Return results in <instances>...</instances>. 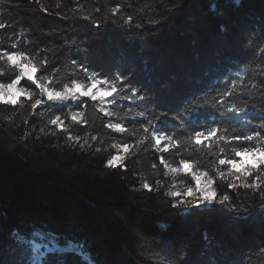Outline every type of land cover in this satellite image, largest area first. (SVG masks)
Segmentation results:
<instances>
[{
	"label": "trees",
	"instance_id": "16d2710c",
	"mask_svg": "<svg viewBox=\"0 0 264 264\" xmlns=\"http://www.w3.org/2000/svg\"><path fill=\"white\" fill-rule=\"evenodd\" d=\"M241 3L10 0L0 4V22L9 25L0 30V38L7 46L15 32L22 37L20 47L32 53L54 48L57 59L49 64V72L57 70L62 82L73 71L84 75L71 65L73 59L102 77L117 71L128 75L148 99L119 100L121 111L131 107L133 112L145 111L148 118L167 113L160 118L179 137L187 132L179 128L176 116L193 100L215 95L229 78H237V71L245 76L244 84L264 79V0ZM116 5L120 12L113 15ZM0 70L5 82L14 78L2 63ZM236 95L231 102L249 112L242 119H253L248 127L264 122L259 118L264 115L259 91ZM197 111L205 114V125L219 120L215 109ZM31 112L30 104L15 111L0 107V264H264V193L227 188L231 178L215 175L211 155L190 153L200 160L199 169L214 178L216 191L231 196L236 211L219 203L172 207L179 198L169 190L182 191L195 183L191 175H164L159 156L175 163L181 158L175 152L132 148V156L123 153L125 166L108 167L119 145L133 144L138 137L106 129L109 118L92 102L85 105L87 123L65 121L79 144L47 123L53 112ZM143 119L126 118L124 123L134 130ZM158 180L163 185L159 190ZM39 235L64 249L49 251L42 244L33 249L31 240L38 241ZM69 245L76 250L69 252Z\"/></svg>",
	"mask_w": 264,
	"mask_h": 264
},
{
	"label": "snow or ice",
	"instance_id": "6c2138e0",
	"mask_svg": "<svg viewBox=\"0 0 264 264\" xmlns=\"http://www.w3.org/2000/svg\"><path fill=\"white\" fill-rule=\"evenodd\" d=\"M9 2L10 0H0V4ZM229 2L237 7L243 6L241 0H229ZM59 6L58 4L57 7ZM216 7L217 5L213 3L211 10L215 11ZM119 12L120 5L111 9L113 15ZM132 19V16L127 17L129 23ZM8 27L7 23L0 22V30H7ZM96 27L99 28L100 24L96 23ZM21 38L14 32L8 37L11 43L7 46L4 39L0 38V63L14 74V78L5 82L4 71L0 70V107H11L15 111L17 107L23 108L30 104L32 110L30 115L44 116L48 112H53L47 123L56 126L61 132H66L68 141H75L79 144L80 138L73 137L68 132V125L65 121H70L72 125L87 123L85 105L92 102L96 111L109 118L104 124L106 129L138 137L133 144L119 145L127 157L133 155L130 151L132 148L139 150L141 146L154 148L159 153L175 152L177 156H181L175 163H170L164 155L159 156V164L166 170L164 175L171 174L173 177L181 174L191 175L192 180L195 181L194 187L188 186L182 191L169 190L170 196L179 198L172 204V207H199L219 203L236 211L231 196L227 192L219 194L213 187L214 178L209 175L208 171L199 169L201 162L192 159L190 154L192 151L199 152L201 155H211L214 158L212 168L215 170V175L226 181L231 178L226 185L227 188L234 191L245 189L256 194L264 193V122L248 127L253 125V119H242V117L249 116L246 107L231 102L232 99H238L237 93L245 90L249 94L256 90L264 96V79L259 83L249 81L248 84H244L245 76L237 71L235 73L237 78H229L224 88L216 90L215 95L198 101L193 100L188 108L176 116L179 120V128L187 132L186 135L178 137L176 132L168 131L166 120L160 118V116L167 117V113L148 118L145 111L133 112L131 107L121 111L122 106L119 105V100L135 103L148 99L146 95L139 94V89L132 86L128 75L117 71L112 76L102 77L97 72H89L84 64L73 59L71 65L80 69L84 75L81 76L73 71L62 82L57 79L59 75L57 70L49 72V64L57 59L54 48L38 49L32 53L20 47ZM42 53H44L43 56ZM49 55L52 56V61L49 60ZM44 73L49 74L44 75ZM22 84H26L27 87L21 86ZM21 97L24 99L21 100ZM38 107L43 108V111L37 112ZM198 108L215 109L219 120L212 121L211 125H205L201 119L205 114L197 111ZM53 110L60 112L61 115H56ZM137 117L144 118L143 122H140L139 127L134 130L129 129L124 120L126 118L135 120ZM253 118H255L254 114ZM259 118L264 121V115ZM157 121H159V126ZM233 124L236 126L233 127ZM40 131L44 132V128ZM91 139L95 141L97 137L92 136ZM80 147H84V144H80ZM182 152L189 153V155L184 156ZM125 159V155H112L107 160V166L123 167ZM152 167L155 168L156 165L153 164ZM202 178L203 185H201ZM156 184L157 190L163 187L159 180ZM143 187L148 191L153 190L147 183H144ZM172 187L175 188V180ZM52 250L49 249V251ZM75 250L72 246L68 249L69 252Z\"/></svg>",
	"mask_w": 264,
	"mask_h": 264
},
{
	"label": "rangeland",
	"instance_id": "374dc122",
	"mask_svg": "<svg viewBox=\"0 0 264 264\" xmlns=\"http://www.w3.org/2000/svg\"><path fill=\"white\" fill-rule=\"evenodd\" d=\"M115 155H123V149L119 147V152H117ZM201 185H203V178L201 179ZM194 186H195V183H194ZM200 206H204V205H200ZM38 237H39L38 241L37 240H34V241L32 240L34 249H37V247L39 245H41V244L44 245V248H46V249L50 248V246L48 245V242H49L48 241V239H49L48 237L43 236V235H39ZM70 246L71 245H69L68 247H70Z\"/></svg>",
	"mask_w": 264,
	"mask_h": 264
},
{
	"label": "water",
	"instance_id": "95a60500",
	"mask_svg": "<svg viewBox=\"0 0 264 264\" xmlns=\"http://www.w3.org/2000/svg\"><path fill=\"white\" fill-rule=\"evenodd\" d=\"M51 245H52V247L54 249H59L60 248V246L56 242H54V241L51 242Z\"/></svg>",
	"mask_w": 264,
	"mask_h": 264
}]
</instances>
